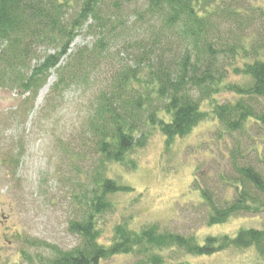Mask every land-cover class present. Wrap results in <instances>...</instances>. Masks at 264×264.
Wrapping results in <instances>:
<instances>
[{"label":"trees","instance_id":"16d2710c","mask_svg":"<svg viewBox=\"0 0 264 264\" xmlns=\"http://www.w3.org/2000/svg\"><path fill=\"white\" fill-rule=\"evenodd\" d=\"M82 31L91 43L71 50ZM51 72L55 81L39 120L56 114L65 96L76 92L83 122L77 143L63 148L75 175L68 180L73 215L67 231L79 244L67 251L47 246L46 264H99L120 255L138 258L134 264H165L160 252L171 250L193 257L253 250L264 260V229L241 228L234 237L207 235L199 242L195 235L157 226L137 232L123 223L100 241L101 220L113 209L110 197L133 191L109 175L112 166L132 171V156L154 133L169 147L205 121H214L222 135L247 136L256 145L249 159L239 150L230 154V200L221 203L209 189L199 190L207 225L264 213L261 8L249 0H0L1 83L18 84L33 98ZM230 75L246 81L230 82ZM222 94L231 99L219 101ZM255 130L261 137L250 136ZM9 155L14 173L19 155Z\"/></svg>","mask_w":264,"mask_h":264},{"label":"rangeland","instance_id":"374dc122","mask_svg":"<svg viewBox=\"0 0 264 264\" xmlns=\"http://www.w3.org/2000/svg\"><path fill=\"white\" fill-rule=\"evenodd\" d=\"M249 1L264 11V0ZM91 41L82 31L71 50ZM49 51L46 50L52 53ZM50 78L55 81L52 73L33 98L22 93L18 84L0 81V264H46L51 258L47 246L67 251L79 244L78 237L67 231L73 215L72 183L70 186L68 180L75 175L63 148L77 143L75 135L83 122V99L70 92L56 114L40 121L38 116L53 82L44 95L42 91ZM244 80L233 75L228 78L237 83ZM225 98L231 99L230 94H222L218 100ZM258 105L264 110V99H259ZM249 134L254 138L262 135L256 130ZM252 144L247 136L222 135L214 121L200 123L187 136L174 139L169 147L159 133H154L147 145L132 156L137 162L134 170L112 166L109 175L133 191L110 197L113 209L101 220L100 241L107 240L113 227L123 223L137 232L157 226L160 232L195 235L199 242L207 235L234 237L241 228L264 229V213L235 217L223 225L209 227L199 192L209 189L221 203L230 200L235 194V188L226 182L234 174L230 154L239 150L249 159L256 146ZM71 148L78 150L77 145ZM9 154L19 155L14 173L8 163ZM5 156L7 163L2 164ZM239 162L243 164L244 160ZM258 168L264 171L262 166ZM33 241L41 245H33ZM160 255L165 264H264L253 250L226 251L211 257L185 256L176 250ZM137 260L131 255H120L99 264H134Z\"/></svg>","mask_w":264,"mask_h":264},{"label":"bare ground","instance_id":"6f19581e","mask_svg":"<svg viewBox=\"0 0 264 264\" xmlns=\"http://www.w3.org/2000/svg\"><path fill=\"white\" fill-rule=\"evenodd\" d=\"M53 80V78H50L49 79V81H48V84H47V86H46V88L42 91V95H44L45 94V92H46V90H47V88L51 85V83L53 82L52 81Z\"/></svg>","mask_w":264,"mask_h":264}]
</instances>
